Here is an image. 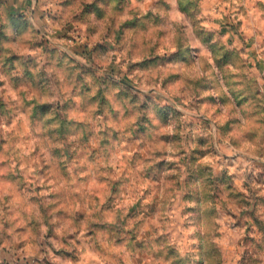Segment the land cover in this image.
I'll return each instance as SVG.
<instances>
[{
  "label": "clouds",
  "instance_id": "clouds-1",
  "mask_svg": "<svg viewBox=\"0 0 264 264\" xmlns=\"http://www.w3.org/2000/svg\"><path fill=\"white\" fill-rule=\"evenodd\" d=\"M0 264H264V0H0Z\"/></svg>",
  "mask_w": 264,
  "mask_h": 264
}]
</instances>
